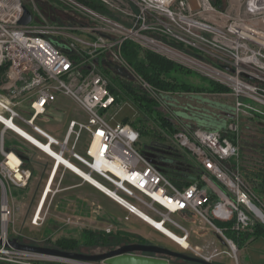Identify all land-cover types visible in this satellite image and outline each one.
<instances>
[{
	"label": "built area",
	"instance_id": "obj_1",
	"mask_svg": "<svg viewBox=\"0 0 264 264\" xmlns=\"http://www.w3.org/2000/svg\"><path fill=\"white\" fill-rule=\"evenodd\" d=\"M63 1L76 16V24H42L33 17L32 22L22 25V0H0V67L8 64L0 84V113L14 123L18 120L31 128L64 157L69 152L71 156L67 159L77 160L87 167L90 175H98L102 182L113 187L104 184L115 192L116 197L112 199L123 206L131 204L132 208L127 209L132 214L138 216L136 210L146 208L162 224L169 223L179 229L188 244L176 243L186 254L212 264H228L222 259L223 255H228L232 264H244L235 236L264 224V200L242 176L239 142L224 136V131L236 134L239 140L245 116L264 121V0H228L226 8L214 5L211 0H196L195 4L191 0H127L129 9L124 12L129 17L127 22L93 10L79 0ZM132 4L137 7V13H132ZM85 17L93 25L84 26ZM132 17L136 21L132 22ZM126 40H134L230 90L221 94L233 98L232 109L219 110V115L225 118L222 122H228L224 129L203 128L200 122L194 127L191 122L182 120V116L174 118L180 129L168 143L177 149L171 147L173 159L160 163L177 168L166 167V171H162L139 147V130L130 123L110 119V111L117 101L110 90L109 77L96 69L95 59L109 54L124 66L120 49ZM78 49L86 53L82 60L74 57ZM87 60L95 64L90 72L83 71ZM142 83L152 95L163 99V92L144 80ZM63 97L75 102L85 118H70L64 136L59 138L37 120L46 116L48 107L54 108ZM24 106L26 109L18 110ZM210 117L215 119L213 115ZM0 122L4 125L0 134V261L110 264L104 260L41 254L11 245L13 238L22 242L21 234L14 236L15 230L11 228L15 214L12 201L19 190L27 188L33 171L24 165L17 152L5 147L7 130L23 140L27 138L1 119ZM85 136L89 137L87 156L78 151L79 142ZM58 163L56 160L55 168ZM55 168L31 219L33 225L42 223L41 214L48 197L56 193L52 188ZM171 170L200 174L201 181L180 188L169 178ZM176 213L189 225L174 219L172 215ZM102 229L111 233L116 227L110 223ZM209 230L216 235L217 242L206 238V244L202 245L196 241ZM133 254L168 258L169 264L172 261L156 253L137 251Z\"/></svg>",
	"mask_w": 264,
	"mask_h": 264
},
{
	"label": "rangeland",
	"instance_id": "obj_2",
	"mask_svg": "<svg viewBox=\"0 0 264 264\" xmlns=\"http://www.w3.org/2000/svg\"><path fill=\"white\" fill-rule=\"evenodd\" d=\"M24 1L30 7L29 9L33 13L34 19L39 23L59 26L76 24H67V21L64 24L52 23L53 21L50 18L52 14L51 6H54V8H56V11L57 9L62 10L63 12H65L64 10H69V6L63 0ZM191 1L193 2V4H195L196 0ZM79 2L92 8L93 10L101 13L104 12L105 14L114 17V19L116 18L123 22H127L129 20V17L124 14V12L129 9V7L127 6L129 5V2L127 0H79ZM93 4H98L99 7L93 6ZM227 6L228 0L225 1V4L222 7L226 8ZM137 12V7L132 4V13ZM87 19L88 18L86 17L83 18L82 24L84 26L93 25V22ZM133 21H136V18L132 17V22ZM79 34L81 35V33ZM120 50L122 55V46ZM74 57L78 60H82L86 57V53L78 49L74 52ZM122 58L124 60V65L129 69L133 76L132 80H134L137 84H141L144 79L139 76L136 71L126 62L123 55ZM107 60L118 63L116 60L112 59L109 54L107 56ZM96 64L97 66H95V64H93L90 60H87L85 69L83 71L90 72V68L95 66L98 71L100 70L102 73L108 74L110 76L109 78L111 79V86L116 87L117 84L114 80L116 72L113 69L107 67V65L97 62ZM179 77L188 83L194 84L195 86H201L205 84L204 77L197 73L188 72V70H184ZM149 85L151 86V84ZM166 100V105L161 104L160 106L161 110H163L166 114H169L170 116L174 114L173 118H175L176 116H182L184 117V119L181 118L182 120L191 122L190 124L194 127L199 126L198 123L200 122V125L203 126V128L207 129H219V126H214L213 124L209 126L204 115H213V118H215L214 120L217 123H222V119L225 120V118L222 117L223 115H219L221 114L219 113V110H223L224 112L227 108H216L212 104L218 103L226 106L233 105V98L230 95H192V93H173V97H166ZM186 107L190 108V115L187 112ZM55 109H57L58 111ZM18 110L21 111V108H19ZM22 113L25 116H29V114H26L23 111ZM137 116H139V111L137 107L130 101L116 104L113 110L110 111V119L113 122H122L126 118H133V121L138 118ZM72 117L85 118V114L75 102L63 97V99H60L59 103L54 104V108L48 107L47 115L39 117L37 123L51 132V134L62 138L66 132L68 121ZM15 123L42 142L46 141L22 122L15 120ZM226 123H228L227 120L225 124ZM155 124L157 123L153 120L147 121V126L149 128H153L152 125ZM1 128L2 125H0V129ZM245 135L247 136L246 133ZM8 138L9 137H7L6 140H8ZM16 139L23 140L19 137H16ZM88 143L89 140H80L79 144L81 145H78V150L85 156H87L86 152ZM150 143L151 141L149 136H142L139 147L144 149L145 146ZM29 148H31L32 151V153L30 152L32 156L31 164L33 165V162L35 163L34 168H32L31 166L30 168L32 169V171L33 169H36L37 174H33L27 188L19 190V192L16 193L17 196L15 198V201H12V204L15 206L13 223L11 224L12 230H15L13 231V233L15 234L13 235L18 236V234H21L20 240H23L24 243L45 245L49 243L48 238L56 240L61 236H74L82 239L84 237L85 229L100 230L105 225L114 223L116 227L115 234H118L120 232L131 233L135 236H141L145 240L151 241L154 244L168 247L174 251L183 253L187 252L161 231L155 229L148 223H145L142 220H139L136 217L132 216V212L121 208L110 197H108L105 193L100 192L99 189H97L90 183H86V186L83 187L81 185H73L72 175L69 174L70 170L64 165H61V167L59 168L55 181L53 183V190L56 191V193L54 196H49L41 214L42 218H44L41 221L42 223L40 225H33L31 223V219L35 213L39 199L46 187L47 181L49 180L51 171H53L54 159L49 157L48 155H45L39 148L33 147L32 145H29ZM54 148L57 150L59 149V147L57 146ZM70 156V153L67 152L66 157ZM72 162L78 165L82 170L87 172L88 169L83 164L79 163L75 159H72ZM92 176L101 183L105 184L104 182H102L101 178L98 175L93 174ZM217 183L227 190V188L221 181L217 180ZM71 185H73V187H71ZM105 185L113 189V187L108 185L107 183ZM86 188L95 192L100 197H97L89 191L85 190ZM143 211L150 215L152 218L156 220L158 219L157 216L149 212L146 208H143ZM172 217L181 223L189 225V223H186L185 219L181 216L180 213L173 214ZM191 225L194 226L195 223L190 224V226ZM1 226L2 225L0 222V227ZM165 227L179 236L182 234L179 229L175 228L169 223H167ZM193 236L192 239H195V237ZM206 238L214 239L217 242L216 235L210 230L205 231V234L203 236H200L199 240L196 241L204 245L206 244ZM88 252L101 253L103 252V247L88 250ZM239 255L244 264H264V235H252L249 238H244L242 244L240 245ZM171 259V264H190L189 261L183 259ZM222 259L228 264L233 263L228 255H223Z\"/></svg>",
	"mask_w": 264,
	"mask_h": 264
},
{
	"label": "trees",
	"instance_id": "obj_3",
	"mask_svg": "<svg viewBox=\"0 0 264 264\" xmlns=\"http://www.w3.org/2000/svg\"><path fill=\"white\" fill-rule=\"evenodd\" d=\"M211 1L214 5L223 8L222 6L225 4L226 0ZM22 3L28 9L30 8L24 0H22ZM93 6L99 7L98 4H93ZM51 8L52 14L50 18L53 21V24H64L66 21L67 24L77 22L76 16L70 13V11L64 9L65 12L58 9L56 11L54 6H51ZM122 55L126 62L144 79V81L151 84L155 90L163 92L162 97L164 100L152 95L150 90L147 89L143 83L137 84L132 80L133 76L132 78H127L118 74L116 71L114 78L117 84L116 87L111 86L112 83L109 78L111 83L110 90L115 95L117 104L130 101L139 111V116H137L138 118L135 120L132 121L133 118H126L122 122L130 123L139 130L141 137L147 135L149 136L150 141L169 142L171 137L180 129L173 116L166 114L160 108L161 104L163 105L164 102L167 103L166 96L173 97V93L221 95L230 91L228 87L206 78L204 79L205 84L201 86H195L194 84L182 80L179 76L184 70H188V72L192 73L196 72L184 68L178 62H175L152 49L141 46L134 40H126L123 43ZM97 58L107 59V55L101 54ZM97 63L103 64L101 60ZM7 67V63L0 67V76H4ZM105 75L110 77L108 74ZM186 108L188 112H191L189 107ZM204 116L206 117V122L209 126L212 124L214 126H220L222 124L221 122L217 123L209 114ZM258 119L259 118L255 116H245L243 118L240 127L239 140H237V135L232 132L227 133L224 131V136H229L236 143L239 142L241 151L240 171L242 176L248 185L252 187L254 192L264 200V127L259 124ZM149 120H153L157 124L152 125L153 128H149L147 126V121ZM8 140L11 139L8 138ZM23 144L24 145H10L8 142H5V147L7 150L17 152L23 158L24 165L30 167L32 161L30 152L32 153V151L28 144ZM232 164L236 166L234 161ZM33 174L35 175L34 170ZM168 176L172 182L180 188L189 186L197 180L201 181L202 177L200 174L195 175L180 170H171L168 173ZM219 224L222 225V223ZM252 235H264V224L255 226L251 232H244L239 236H235V241L240 247L244 238H249ZM48 239L49 243L45 244V246L87 254H90L88 250L100 247H103V252H108L130 243H152L141 236H135L131 233L120 232L115 234V231L107 233L103 229H85L84 237L82 239L74 236H61L56 240H53L52 238ZM21 241L24 242L23 240ZM0 264L14 263L0 261Z\"/></svg>",
	"mask_w": 264,
	"mask_h": 264
},
{
	"label": "water",
	"instance_id": "obj_4",
	"mask_svg": "<svg viewBox=\"0 0 264 264\" xmlns=\"http://www.w3.org/2000/svg\"><path fill=\"white\" fill-rule=\"evenodd\" d=\"M32 20H33V13L31 12V10H29L27 7L24 6V15L22 16L20 20V24L27 25L30 22H32ZM55 44L59 47H65L59 42H55ZM100 60L103 64L107 65L109 68L113 69L118 74L125 76L127 78H132V74L127 67L119 63H116L114 61H111V60L100 59V58L95 59L96 62ZM166 97L171 98L169 96H166ZM212 105L216 108L232 109L231 106L221 105L218 103H215ZM231 117L233 118L234 115H231ZM225 122L226 121L222 122V124L219 126V129L224 128L226 126ZM258 122L261 126L264 127L263 120H259ZM153 146H159L160 148H163L165 145L164 143H160L158 141H152L150 144L145 146V148L143 149V153L149 155L152 158V161L155 162L162 171H166L167 169L166 167L177 168L176 166H170L167 163L156 162L157 160H155L152 157L153 154L149 153V149H151ZM180 169H183V168H180ZM185 170L195 172V170L193 169L190 170L188 168H185ZM10 243L12 246L18 249L37 252L41 254L69 257V258L89 260V261L104 260L110 264H169L168 258H156V257H151V256H141V255L133 254V252H137V251L161 254L166 257L183 259V260L191 261V262L212 264V263H207L201 259L195 258L193 256H190L186 253L174 251L168 247H165L159 244H154V243H130V244L123 245L119 248L110 250L108 252L90 253V254L82 253V252L65 251V250H61L55 247H49L45 245L28 244V243L20 242L17 238L11 239Z\"/></svg>",
	"mask_w": 264,
	"mask_h": 264
},
{
	"label": "bare ground",
	"instance_id": "obj_5",
	"mask_svg": "<svg viewBox=\"0 0 264 264\" xmlns=\"http://www.w3.org/2000/svg\"><path fill=\"white\" fill-rule=\"evenodd\" d=\"M0 119L3 122H5L8 126H11L12 128H15V130L20 135H22L25 138H27V140L32 141L35 144V146H37L40 150H42L43 152L46 151L47 154H49L54 159L53 170H54L55 165H56V160H59V163H58L57 167L55 168V171H54V174H53L54 177H55L59 167L61 165H64V166H67L68 169L72 170L74 173L79 175L81 178H83L85 181H88L91 184H93L94 186H96L97 188H99L100 190L107 192V194L111 198H112V196L116 197L114 191L110 190L104 184H102L100 181L95 179L92 175H90L89 172H86V171L82 170L78 165L73 163L71 160L67 159L66 157L61 155L59 152H56L52 148V146L50 145L49 141L42 142L41 140L37 139L36 137L31 135L29 132H27L25 129L21 128L20 126L16 125L14 122H12L11 120H9L5 116H3L1 113H0ZM49 191H50V188L48 187L47 188V192H49ZM131 206H132L131 204L126 203V206H124V207L129 209V208H132ZM136 213L138 214L139 217H141V219L143 221H145L146 223H148L149 225H151L155 229L161 231L162 233L167 235L170 239L174 240L175 242H178L179 244H182V245H187L188 244V241L186 239L182 238V236H179V235L175 234L174 232L169 230L167 227H165V225L162 224L159 220H156V219L152 218L150 215H148L144 211L139 209V210H136Z\"/></svg>",
	"mask_w": 264,
	"mask_h": 264
},
{
	"label": "crops",
	"instance_id": "obj_6",
	"mask_svg": "<svg viewBox=\"0 0 264 264\" xmlns=\"http://www.w3.org/2000/svg\"><path fill=\"white\" fill-rule=\"evenodd\" d=\"M1 78H0V84H1V80L3 79V75H1L0 76ZM0 87H1V85H0ZM26 107L27 106H24V107H20L22 110L23 109H26ZM58 111V110H57ZM0 125H2V128L0 129V134H1V132L4 130V125L0 122ZM6 136L7 137H9V139H11L10 141H8V140H5V142H8L10 145H14V144H17V145H24L23 143H26V144H28V145H32L33 147H36V148H38L37 146H35V144H33L32 143V141H29V140H14V139H16V137H19V138H21L20 136H18L16 133H14L13 131H11V130H7V132H6ZM88 136H85L84 137V139L83 140H88ZM21 139H23V138H21ZM89 144V143H88ZM81 144H79V146H80ZM79 146H78V149H79ZM42 151V150H41ZM79 151V150H78ZM43 152V151H42ZM80 152V151H79ZM45 155H48L49 157H51L49 154H47V153H45V152H43ZM80 154H82L81 152H80ZM83 155V154H82ZM52 158V157H51ZM32 162V161H31ZM34 165H35V163L33 162V165L32 164H30V166L32 167V168H34ZM61 167V166H60ZM59 167V168H60ZM34 171H35V175L37 174V170L36 169H33ZM59 170V169H58ZM70 170V169H69ZM51 173H52V171H51ZM57 173H58V171H57ZM57 173H56V175H57ZM69 174H71L72 175V182H73V185H75V186H77V185H81L82 187L83 186H86V183H90V182H88V181H85V180H83L79 175H77L76 173H74L72 170H70L69 171ZM77 177V178H76ZM55 178H56V176H55ZM55 178H54V181H55ZM79 178V179H78ZM62 180V179H61ZM54 181H53V183H54ZM60 184H61V182H60ZM91 184V183H90ZM73 185H71V187H73ZM91 185H93V184H91ZM94 186V185H93ZM94 187H96V186H94ZM52 188H53V185H52ZM85 188V187H84ZM97 188V187H96ZM98 189V188H97ZM85 190H87V191H89L90 193H92L93 195H95V196H97V197H100V196H98L95 192H93V191H91L90 189H85ZM100 190V189H99ZM100 192H102L101 190H100ZM102 193H104V192H102ZM109 197V196H108ZM49 198V197H48ZM111 198V197H110ZM112 199V198H111ZM114 202H116L121 208H124V209H126V210H128L126 207H124L123 205H121V204H119L117 201H115L114 199H112ZM112 205H114V204H112ZM132 216H134V217H136L137 219H139V220H142L140 217H138V216H136L135 214H132ZM143 221V220H142ZM143 222H145V221H143ZM146 223V222H145Z\"/></svg>",
	"mask_w": 264,
	"mask_h": 264
},
{
	"label": "flooded vegetation",
	"instance_id": "obj_7",
	"mask_svg": "<svg viewBox=\"0 0 264 264\" xmlns=\"http://www.w3.org/2000/svg\"><path fill=\"white\" fill-rule=\"evenodd\" d=\"M158 142L164 143L161 141H158ZM164 145L165 146L163 148H160L159 146H153L151 149H149V153L153 154V156L156 157V159H158L159 162L167 161L170 158L173 159L174 157V155H171V154H174V151H170V148L171 147L176 148V147L173 144L168 143V142L164 143ZM168 150L169 152H172V153H167Z\"/></svg>",
	"mask_w": 264,
	"mask_h": 264
}]
</instances>
